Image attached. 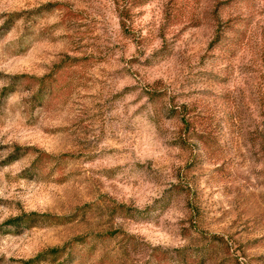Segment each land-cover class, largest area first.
<instances>
[{
  "label": "rangeland",
  "instance_id": "obj_1",
  "mask_svg": "<svg viewBox=\"0 0 264 264\" xmlns=\"http://www.w3.org/2000/svg\"><path fill=\"white\" fill-rule=\"evenodd\" d=\"M31 211L76 216L0 264H264V0H0V224Z\"/></svg>",
  "mask_w": 264,
  "mask_h": 264
},
{
  "label": "trees",
  "instance_id": "obj_2",
  "mask_svg": "<svg viewBox=\"0 0 264 264\" xmlns=\"http://www.w3.org/2000/svg\"><path fill=\"white\" fill-rule=\"evenodd\" d=\"M33 79L42 82L44 77ZM43 157L49 156L44 153L38 154L33 159L31 167H38V163L43 159ZM74 216H76V214L66 217L35 211L24 212L8 218L3 224H0V233L4 232L8 226L15 228H28L46 221L58 223L63 222L64 219L71 220ZM82 240V236H76L61 245L46 247L29 258L19 260L18 264H82L80 259L77 258L76 252H74V248L78 243H81Z\"/></svg>",
  "mask_w": 264,
  "mask_h": 264
}]
</instances>
